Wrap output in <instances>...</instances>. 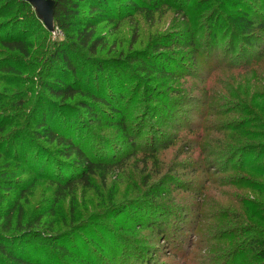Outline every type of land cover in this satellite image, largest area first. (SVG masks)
Listing matches in <instances>:
<instances>
[{
    "label": "rangeland",
    "instance_id": "obj_1",
    "mask_svg": "<svg viewBox=\"0 0 264 264\" xmlns=\"http://www.w3.org/2000/svg\"><path fill=\"white\" fill-rule=\"evenodd\" d=\"M5 1L0 0V7ZM140 1L144 9L118 21L88 16L87 9L83 8L66 38L56 30L48 33L28 9L14 6V1L0 11V39L8 32L1 25L17 22L13 25L15 30L20 26L27 30L23 34L20 29L29 44L28 58H25L22 54L9 53L0 43V143L14 129L26 126L34 101L41 92L37 84L42 78L39 71L57 41L66 43V49L76 48L70 51V56L76 63L78 74L85 71V60L112 56L125 60L127 54L150 51L154 45L163 43L167 36H179L181 39L192 36L197 48L190 55L188 50H179V54L186 56L180 60L186 70L178 71L171 65L169 69L174 71V76H161L156 71L145 74L139 71L141 68L137 64L128 68L130 74H126V84L122 89L120 86L116 88L125 93L120 109L125 128L133 130L131 138L137 133L135 127L140 114L147 111L141 100L146 96L144 92L137 93L135 85L165 90L177 102L165 121L152 119L153 129L147 125L140 128L134 146L130 144L133 140H129L127 132L125 135L124 128L115 125L117 118L107 117L91 125L90 122L87 130L83 128L81 144L91 150L95 146L96 152L106 150L111 163L120 162V169L112 174L106 173L103 183L100 182L101 172L100 175L97 173L98 176L90 178L89 187L76 185L59 199L55 196V185L47 180H34V174L26 169L16 176L14 182L19 181L24 188L28 186L27 192L7 193L6 201L0 206V214L13 211L9 233L14 235L36 227L42 235L63 233L72 227L74 232V227H82L84 236L92 237L103 233L104 228H110L120 231L118 243H123L120 247L138 245L139 242L145 249L154 250L162 264H206L211 246L215 247L214 255H218L219 264L221 252L229 245L222 230L233 225L223 227L224 219L220 217L229 200L225 194L230 188L223 185L227 176L246 172L234 174V168H228L227 173L219 168L213 169L212 164L218 163L208 151H213L218 143H230L228 139L232 135L237 139L236 145L247 142L241 131L237 134L234 130H257L264 124L251 123L257 120V114H262V109L264 118V33L255 37L259 44L248 47L242 41H236L230 52L228 37L219 35L213 46L206 28L211 10H217L218 16L223 14L222 9H218L220 2L185 0L182 8H178L175 2L168 4V0ZM243 2L264 17V0ZM85 20L94 24V37L101 39L103 44L94 55L79 50L74 42L75 31ZM90 87L87 82H82L81 90L84 92L64 103L74 104L79 99H87L85 91ZM43 95H47L46 92ZM257 139L253 137L251 141ZM112 151L118 152L117 158ZM242 159L236 158L230 166L240 168L237 165ZM247 159L245 163L252 168L264 164V157L261 162H256L255 157ZM219 166L225 169L223 163ZM231 190L234 192L236 188ZM242 195L261 199L254 192L247 194L240 188L238 196ZM144 196L174 211L168 222L162 217L163 226L167 228H164L162 237L155 229L148 228L149 210L134 213L127 207L122 208L121 213V209L111 210L119 204L141 201ZM173 236L176 238H171ZM76 239L82 238L73 236L72 240ZM44 251L50 253L51 250L45 246ZM50 256L55 264H85L73 256Z\"/></svg>",
    "mask_w": 264,
    "mask_h": 264
},
{
    "label": "trees",
    "instance_id": "obj_2",
    "mask_svg": "<svg viewBox=\"0 0 264 264\" xmlns=\"http://www.w3.org/2000/svg\"><path fill=\"white\" fill-rule=\"evenodd\" d=\"M13 1L15 2L14 6L28 9L41 22L33 7L24 0H6L1 5L0 11L9 7ZM53 1L55 4L53 31L56 30L65 38L68 37L69 28L75 25L83 8L87 9L88 16L108 21L130 18L144 9L140 0ZM216 1L220 2L218 9L221 8L223 14L218 16L217 10H211L206 27L213 46H215L219 35H222L223 38L228 37L230 40V42L228 41L230 52L235 48L236 41H242L248 47L259 44L258 41L255 42L258 39L255 37L257 34L264 33V17L261 13L244 3L243 0ZM166 2L168 4L175 2L178 8H182L185 0H168ZM195 8L197 9V7ZM11 9L12 7L9 8V11ZM251 15L255 17V20ZM15 23L17 22L1 25L2 29L8 30V32L0 39V43L9 53L22 54L28 58L29 44L26 43V37H23L27 30H23L21 26L15 30L13 26ZM41 24L44 27L42 22ZM93 25L91 21H82L81 28L75 31L74 37L78 49L85 50L92 55L103 46L101 39L94 37ZM44 29L51 33L45 27ZM14 32H16L15 36ZM66 47L67 44L61 41H57L53 45V51L44 59V67L39 71L38 75H41L42 78L38 80L37 84L41 92L34 101L30 116L26 120V126L14 129L0 143L1 147H4V149L0 147V159L8 161L2 160L0 163V206L6 201L7 193L18 191L19 194H23L27 192L28 186L24 188L19 184V181L14 182L16 176L26 169L34 174V180H47L55 185L57 199L63 198L65 192L70 191L76 185L89 187L90 178L97 173L100 175L101 172L100 182L103 183L106 173H114L115 170L120 169V162L111 163L107 151L104 149L98 152L94 149L95 146L92 150L89 147L86 149L81 144L84 140L82 137L83 128L87 130L90 122L91 125L100 122V120H106L107 117L117 118L115 125L124 128L125 135L127 132L129 140H133L130 144L134 146L135 139L140 134V128L147 125L149 129L150 127L153 129L152 119L165 121L164 118L171 113L173 104L177 102H174L170 98L172 96L165 90L145 86L139 88V85H135L136 92H142V94L144 92L146 96L141 100L147 111L140 114L135 127L137 133L131 138L133 130L125 128L120 109V103L125 98L123 97L125 93L120 89L126 84L125 77L129 72L128 68L137 64L141 68L139 71L145 74L150 75L156 71V74L161 76H174V71L169 69L171 65L178 71L186 70L180 61L186 56L179 54V50H188L187 54L190 55L197 49L192 36L189 39L167 36L163 43L154 45L150 51L140 50L133 54H127L125 60L120 56H112L108 59L94 58L88 62L85 60V71L83 74H78L75 69L76 63L70 56V51L76 50V48L66 49ZM111 63L113 65H110ZM82 82H87L88 86H91L85 91L88 98L79 99L74 104H65V101L72 100L76 94L81 95L84 92L81 90ZM118 86L120 89L116 88ZM44 92L47 95H43ZM76 111H80L81 114ZM261 113L263 114V109ZM262 114H257V120L251 123L262 122L263 124ZM240 131L247 142L236 145L237 139H234L232 135L228 139L230 143H218L213 151H208L218 163L212 164L214 165L213 169L219 168L218 170H225L224 172L227 173L229 172L228 168H234L232 170L234 174H237L238 171L246 172L227 176L223 185L225 188H230L225 194L229 200L220 217L224 219L223 227L233 225L232 228L222 230L229 245L221 252L219 264L230 262L264 264V164L252 168L250 164L245 163L248 161L247 158L253 157L256 162L263 160L264 124L257 130L254 128L234 130L237 134ZM158 137H155L156 140ZM253 137L258 139L252 142ZM1 150H3L2 154ZM112 153L117 158L118 152L112 151ZM239 157L244 158L237 165L240 168L231 167L230 164ZM219 160L224 164L225 169L220 168L219 165L222 163ZM207 163L211 165L209 162ZM163 178L165 179V177ZM13 182L15 184L11 185ZM232 188H236V190L232 192ZM240 188L246 190L247 194L254 192L261 199H252L250 195L239 197L238 190ZM144 198L134 203L127 202L116 205L111 210L121 209L119 213L123 212L122 208L124 207H127L128 211L133 209V213L149 210L151 215L147 222L148 228L155 229L162 237L166 227L163 226L162 217L168 222L174 211L163 203L146 199L147 196ZM134 204L137 205L133 206ZM12 212V210H8L6 213L0 214V264H55L50 256L52 254L62 255L66 258L73 256V259L85 262V264H162L158 261L154 250L145 249L143 245H139V242L138 245L120 247L119 245L123 244L118 243L120 231H113L110 228H104L103 233L92 237H85V229L82 227H74L76 230L74 232L71 230L72 227L66 232L48 235H42L37 229L38 227L27 229V231H18L20 234L16 235L10 234ZM39 221L40 219L37 222ZM73 236L82 239L72 240ZM165 239L166 237L163 240ZM45 246L51 250L50 253L44 251ZM214 252L215 247L211 246L206 264H217L218 255L215 256Z\"/></svg>",
    "mask_w": 264,
    "mask_h": 264
},
{
    "label": "water",
    "instance_id": "obj_3",
    "mask_svg": "<svg viewBox=\"0 0 264 264\" xmlns=\"http://www.w3.org/2000/svg\"><path fill=\"white\" fill-rule=\"evenodd\" d=\"M29 3L44 27L53 31L54 1L53 0H24Z\"/></svg>",
    "mask_w": 264,
    "mask_h": 264
}]
</instances>
